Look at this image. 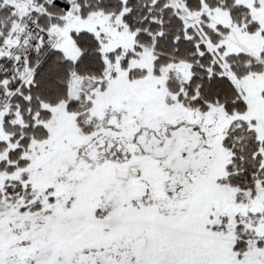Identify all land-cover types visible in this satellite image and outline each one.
<instances>
[{"label": "snow or ice", "instance_id": "obj_1", "mask_svg": "<svg viewBox=\"0 0 264 264\" xmlns=\"http://www.w3.org/2000/svg\"><path fill=\"white\" fill-rule=\"evenodd\" d=\"M0 264H264V0H0Z\"/></svg>", "mask_w": 264, "mask_h": 264}]
</instances>
